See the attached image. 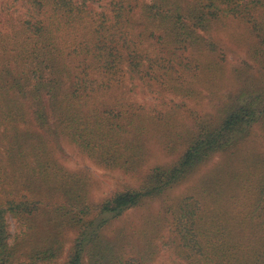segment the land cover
Instances as JSON below:
<instances>
[{
  "label": "trees",
  "instance_id": "1",
  "mask_svg": "<svg viewBox=\"0 0 264 264\" xmlns=\"http://www.w3.org/2000/svg\"><path fill=\"white\" fill-rule=\"evenodd\" d=\"M0 264H264V0H0Z\"/></svg>",
  "mask_w": 264,
  "mask_h": 264
},
{
  "label": "rangeland",
  "instance_id": "2",
  "mask_svg": "<svg viewBox=\"0 0 264 264\" xmlns=\"http://www.w3.org/2000/svg\"><path fill=\"white\" fill-rule=\"evenodd\" d=\"M222 31V30H221ZM219 32V36L220 38H217L216 36L214 37V44L217 46V48L219 50H223L225 49L226 52V56H227V60L225 63L226 68L231 71V73L233 72L234 69L238 68L242 61L247 60V53H248V46L244 43L241 42L240 37H237L236 35H225L223 32ZM231 33L230 31H226ZM233 32H239V28L238 26L235 28V30L232 31ZM212 38V37H211ZM223 40V41H221ZM221 52L217 53L220 54ZM206 61L207 57H206ZM211 62V60H210ZM223 88V89H222ZM220 94L222 96H226L227 94H229L232 89L233 86L231 84L229 85H225L224 87H222ZM208 105V104H207ZM258 140V139H256ZM158 158H160V155H158ZM217 159L215 158L214 161L212 162L211 165H209L204 171H202L199 174V179L201 176H204L207 172L211 171L215 164L217 163ZM79 161L78 159L74 158H68L65 160V166L71 170H76L79 167H82L84 165H82L81 163H77L76 162ZM91 172L93 173L94 178L97 180V182L99 183V186H95L91 192V196L94 197L96 200L100 199L101 197L105 196L106 194L110 193L111 191H113L114 189H116L117 187H121L122 185H127V184H131L133 185V180L123 176L121 173H117V172H107L104 170H99L96 167H94L91 164H87L86 165ZM198 180H196L197 182ZM193 186V182H189L184 184L182 187H179L174 193L171 194L172 198H176L178 195L182 194L183 192L189 190L191 187ZM145 212L148 211V208H145ZM133 215H130L128 217H132ZM141 216L136 215L133 216L132 219L137 220V222L139 221ZM137 224V223H135ZM139 224V223H138ZM12 227L15 228V224L12 223Z\"/></svg>",
  "mask_w": 264,
  "mask_h": 264
}]
</instances>
